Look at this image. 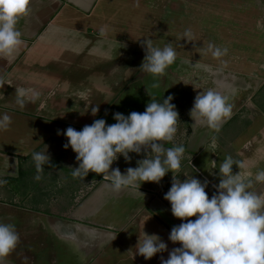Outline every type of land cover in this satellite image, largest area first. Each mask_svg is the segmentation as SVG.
Returning <instances> with one entry per match:
<instances>
[{
    "label": "crops",
    "instance_id": "0c3cea01",
    "mask_svg": "<svg viewBox=\"0 0 264 264\" xmlns=\"http://www.w3.org/2000/svg\"><path fill=\"white\" fill-rule=\"evenodd\" d=\"M30 8L17 24L24 45L13 57L0 58V114L11 118L8 130L0 132V177H15L19 159L38 147L67 140L58 130L90 125L136 81L147 97L162 102L171 95L170 103L185 110L188 164L209 187L219 182L218 168L226 157L244 163L242 172H248V164H264V99L259 101L264 30L256 27L257 21L264 24V0H32ZM100 28L106 31L103 37ZM185 29L195 40L178 39ZM146 39L155 47L171 44L176 50V61L162 77L141 69ZM209 43L227 48V55L214 59L206 51ZM17 87L41 95L21 109L15 103ZM208 89L227 95L233 106L219 132L190 115L195 96ZM248 103L260 113L252 127L239 131L230 126L224 134L226 126L253 113ZM92 107L98 108L95 115ZM243 108L249 109L244 115ZM212 136L215 152L209 148ZM20 145L27 148L21 154L5 149ZM250 150L259 157L247 154ZM129 156L128 161L118 156L109 172L119 168L124 174L148 158ZM232 170L239 172L236 164ZM171 180L169 172L158 184L143 182L139 189L115 193L100 174L89 191L58 214L0 202V222L11 221L19 234L4 264H160L161 257L167 259L168 251L179 246L168 240L171 228L181 223L163 198ZM144 234L157 235L168 250L148 260L137 255Z\"/></svg>",
    "mask_w": 264,
    "mask_h": 264
},
{
    "label": "clouds",
    "instance_id": "9594fccd",
    "mask_svg": "<svg viewBox=\"0 0 264 264\" xmlns=\"http://www.w3.org/2000/svg\"><path fill=\"white\" fill-rule=\"evenodd\" d=\"M31 2L0 0V58L13 57L24 45L17 24L29 15ZM256 27L264 30L260 21H257ZM98 35L105 36V29L100 28ZM181 38L186 42L195 40L189 29H185L178 39ZM144 43L147 55L142 71L154 78L162 77L176 61V50L171 44L163 48L155 47L150 39ZM206 51L214 59L228 53L227 48L214 47L211 43ZM156 86L154 83L153 87ZM15 93V103L21 109L26 101L35 103L41 95L36 90L23 87H17ZM80 98L87 100L83 94ZM171 100V95L162 102L152 99L143 112L133 111L127 116L114 113L116 122L110 125L104 119H95L79 131L72 127H67L63 133L58 130V135L67 138L63 147H71L79 162L71 172L72 178L83 180L90 171L103 174L110 190L119 193L123 189H139L143 182L158 184L166 173L171 172V186L163 198L170 203L171 214L181 220L171 228L168 236L170 242L179 243V246L168 251L167 259L161 257L160 264H264V169H257L254 174L242 172L244 163L235 161L231 156L226 157L218 168L220 179L212 185L214 191L211 197L205 191L210 183L207 179L201 182L187 177L181 181L178 174L181 173L185 147L182 144L164 146L166 142L174 141L178 130V113ZM232 107L227 95L208 89L195 96L190 115L210 130L219 132L222 123L231 118ZM97 111V107L91 108L92 115ZM10 124V116L0 114V132L8 130ZM142 146L150 147L149 158L138 161L137 167L127 168L124 174L119 168H112L109 172L118 156L128 161L129 153L139 154ZM216 147V137L212 136L209 148L215 152ZM31 156L37 173L34 178L39 181L43 165L49 162V157L44 152L35 151ZM234 164L239 168L235 174L232 170ZM4 183L6 181L0 179V185ZM191 217L195 219H188ZM18 243L15 224L0 222V264H4L5 258ZM167 250V244L157 235L144 234L143 240L138 242L136 254L148 260Z\"/></svg>",
    "mask_w": 264,
    "mask_h": 264
},
{
    "label": "rangeland",
    "instance_id": "374dc122",
    "mask_svg": "<svg viewBox=\"0 0 264 264\" xmlns=\"http://www.w3.org/2000/svg\"><path fill=\"white\" fill-rule=\"evenodd\" d=\"M138 81L129 84V86L113 101V103L105 110V112L99 116L97 119H104L106 124H113L116 121L113 119L114 113H121L124 116H127L129 113L135 112H143L147 103L151 102V100H155L159 102L156 98L147 97L141 92V88L137 85ZM264 92L261 94L259 101H263ZM262 103V102H261ZM175 105V110L178 113V122H177V133L174 141L166 142L164 146L172 147L173 145H183L185 147V141L187 140L189 133V125H188V115L185 110L178 105L177 103H172ZM246 108L253 107L252 104H247ZM253 113L246 114L243 117V120L246 121V124L253 120H257L258 115H260L259 111L253 107ZM241 109L240 113L243 114L247 109ZM253 114V115H252ZM244 115V114H243ZM253 119V120H252ZM244 121L237 120L236 122L239 125H228L226 126V130L224 134L230 132L229 127L233 126L235 129L241 131L242 129H250L251 126H246ZM253 123V122H252ZM24 131L20 132L21 142L25 136ZM67 143V140L58 141L53 144L48 143L43 147H38L35 149V152H44L49 157V162L43 165L44 170L40 173L41 179L37 181L34 177L37 175L36 169L34 167L31 153L25 158H18L19 163L17 165V169L14 172L15 177L1 176L0 179L5 180L6 183L0 185L2 188L0 190V202L3 204H9L11 206L16 207H27L28 209L39 210L41 213H61L63 210L70 207V204L74 203L75 199H79L82 197L91 186L95 183V180L100 176L93 172H89L83 180L73 179L71 176V172L74 168L78 167L79 162L75 159V153L72 151L71 147L65 149L63 147L64 144ZM163 143V142H160ZM230 146V145H229ZM6 146V150L21 154L24 153L27 148L20 146L12 147ZM228 147V146H227ZM261 146H258V148ZM233 147H228V150L232 152ZM258 151L250 150L247 151V154L252 157H259L257 155ZM141 156L150 157L151 150L150 147L142 146L141 152L131 153ZM188 152L185 150L184 159L181 161V173L178 174V178L183 181L187 177H193L204 181L196 171L188 164ZM246 154V153H245ZM257 155V156H256ZM234 158H237V155L234 154ZM258 164H248V172L255 173L257 169H264V164L257 166ZM261 167V168H260ZM185 173L187 175H185ZM171 184L166 188L169 190ZM260 188V186H256ZM166 191V192H167ZM208 193L209 197L213 194L214 189L208 187L205 189ZM165 192V193H166ZM170 204V203H169ZM30 208H29V207ZM188 219H195V217H191Z\"/></svg>",
    "mask_w": 264,
    "mask_h": 264
}]
</instances>
